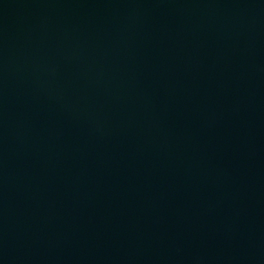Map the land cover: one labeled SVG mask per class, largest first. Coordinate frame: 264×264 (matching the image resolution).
I'll return each mask as SVG.
<instances>
[{
  "label": "water",
  "instance_id": "95a60500",
  "mask_svg": "<svg viewBox=\"0 0 264 264\" xmlns=\"http://www.w3.org/2000/svg\"><path fill=\"white\" fill-rule=\"evenodd\" d=\"M0 264H264V0H0Z\"/></svg>",
  "mask_w": 264,
  "mask_h": 264
}]
</instances>
